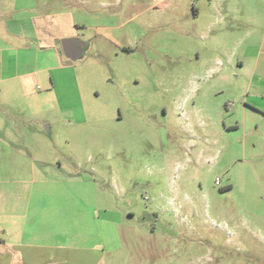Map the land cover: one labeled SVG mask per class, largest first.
Segmentation results:
<instances>
[{"label": "rangeland", "instance_id": "obj_1", "mask_svg": "<svg viewBox=\"0 0 264 264\" xmlns=\"http://www.w3.org/2000/svg\"><path fill=\"white\" fill-rule=\"evenodd\" d=\"M6 6L58 38L55 84L19 116L1 105V145L34 160L28 241L93 248L96 264H264V0ZM62 37L87 44L80 59Z\"/></svg>", "mask_w": 264, "mask_h": 264}, {"label": "crops", "instance_id": "obj_2", "mask_svg": "<svg viewBox=\"0 0 264 264\" xmlns=\"http://www.w3.org/2000/svg\"><path fill=\"white\" fill-rule=\"evenodd\" d=\"M6 7V10H0V20L5 21L0 25V112L4 110L1 105H4L16 108L19 116L23 106L21 99L36 98L34 94L37 93H29L36 84L44 77H49L50 83L55 84L53 72L59 69V58L53 42L58 38H53L51 45L50 42L46 44L44 29L40 30L39 24L34 25L29 33L17 23L23 19L31 22L39 19L37 9L32 6ZM17 29L21 31L16 33ZM53 59L56 65L52 64ZM33 165L34 160L28 153L17 146L0 143V171H3L0 182L6 171H10V177H13V189L6 188L4 197H0V264H75V254L83 259V264H96L98 255L93 248L78 249L28 241L24 225L29 220V203L36 201L32 193L36 188L29 186V183L36 184ZM77 252L82 254L77 255Z\"/></svg>", "mask_w": 264, "mask_h": 264}, {"label": "water", "instance_id": "obj_3", "mask_svg": "<svg viewBox=\"0 0 264 264\" xmlns=\"http://www.w3.org/2000/svg\"><path fill=\"white\" fill-rule=\"evenodd\" d=\"M63 53L70 61L80 59L87 47V44L78 38H64L61 41Z\"/></svg>", "mask_w": 264, "mask_h": 264}, {"label": "flooded vegetation", "instance_id": "obj_4", "mask_svg": "<svg viewBox=\"0 0 264 264\" xmlns=\"http://www.w3.org/2000/svg\"><path fill=\"white\" fill-rule=\"evenodd\" d=\"M75 38H76V37H75ZM180 88H181V87H180ZM180 88H178V90H180ZM174 102L177 104L178 101L175 100ZM131 106H135V107H136L135 102L131 101ZM163 109H164V108H163ZM168 116H169V113H168L167 111H165L164 115H162V117H164L165 119H167ZM120 119H121V118H120ZM183 131H184V135H183V138H181V141L186 140L185 138H189V139H191L190 132L185 131V130H183Z\"/></svg>", "mask_w": 264, "mask_h": 264}]
</instances>
